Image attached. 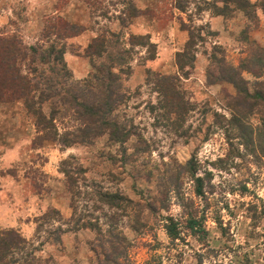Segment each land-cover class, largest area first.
Instances as JSON below:
<instances>
[{
  "label": "rangeland",
  "instance_id": "rangeland-1",
  "mask_svg": "<svg viewBox=\"0 0 264 264\" xmlns=\"http://www.w3.org/2000/svg\"><path fill=\"white\" fill-rule=\"evenodd\" d=\"M237 1L0 0V45L18 49L0 63L37 88L30 109L0 100L13 264H264V0ZM117 60L108 117L132 135L67 142L86 122L55 94Z\"/></svg>",
  "mask_w": 264,
  "mask_h": 264
},
{
  "label": "trees",
  "instance_id": "trees-1",
  "mask_svg": "<svg viewBox=\"0 0 264 264\" xmlns=\"http://www.w3.org/2000/svg\"><path fill=\"white\" fill-rule=\"evenodd\" d=\"M226 1L233 2L234 0H224V3ZM235 1L238 2L237 0ZM52 29L54 31V35H56V33L59 31L56 28ZM67 35L70 34L67 33ZM130 39L139 40L140 37L130 36ZM97 42L98 39L95 38L90 44L87 45L84 51L87 57L90 55H95L98 57L105 51V48L102 46L103 42L99 44H97ZM1 45L0 57L6 49L12 57L13 55L18 53V49L15 48L13 40L11 42H7L5 46ZM191 45L192 40L190 38L187 41L186 46L190 47ZM29 49L33 54L36 53L32 47H30ZM50 52H52V48H50ZM61 55L62 51L59 52V54L57 53V56H53V60L54 62H56V65H61L62 67L63 64L61 63ZM152 58L153 51L151 49V53H149L148 59ZM119 66V60H117V62H112L111 64H109L107 69L104 71V64H100L99 68H97L98 71L102 73L100 81L91 82L89 81L90 79H87V83L83 88H78L76 86L71 87L70 89L66 90L64 92L65 94L61 97L55 94V98L57 97L56 99L59 103L68 105V107L75 110V113L78 117H80L82 121L86 122V125H83L80 129H76V133L71 136V141L67 142H87L94 139L96 136L105 134L108 136V139L111 142L115 141L120 143L126 142L127 139L132 135L129 132V128L125 129L124 127L118 126V123L116 121H113L108 117V115L112 114V112H114L115 110V108H112V101L110 102V99L115 93L119 92L120 90L119 84L116 81L117 78L114 74H111L110 69ZM51 72L56 76L59 75L58 71H56V69L54 68H51ZM229 77L232 79V85L237 90L242 89L243 91L244 88H239V85H242L241 79L233 78L232 76ZM89 82L94 86V88H96L95 91L92 90L94 89L93 87L89 86ZM36 89L37 88L34 85H30L28 80L18 75L17 70L13 65V58L10 57L7 64L0 63V100L8 93V99H22L24 104L30 109V105L31 103H33V100L29 92H32ZM42 94L44 93L39 94L37 104L47 99L48 94H45L44 96ZM55 98L53 97L52 100ZM34 111V114L39 117L38 122H44L43 117L40 115V108H37ZM94 123L98 124V127H96L97 129L91 126ZM262 156H264V154H262ZM195 181L199 182L200 180L196 178ZM196 193H200L199 186H197L196 188ZM165 230L169 237H175L174 233H170L171 229L169 227H166ZM24 242V239L21 238L15 230L10 229L6 231H0V264L15 263L16 259H12L14 258L12 256L14 255L15 251L21 248V244L23 245Z\"/></svg>",
  "mask_w": 264,
  "mask_h": 264
}]
</instances>
